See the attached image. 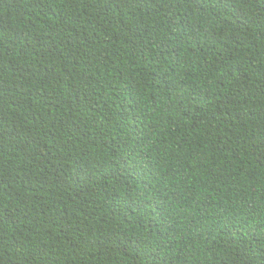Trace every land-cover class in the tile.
<instances>
[{"label":"trees","instance_id":"trees-1","mask_svg":"<svg viewBox=\"0 0 264 264\" xmlns=\"http://www.w3.org/2000/svg\"><path fill=\"white\" fill-rule=\"evenodd\" d=\"M0 264H264V0H0Z\"/></svg>","mask_w":264,"mask_h":264}]
</instances>
